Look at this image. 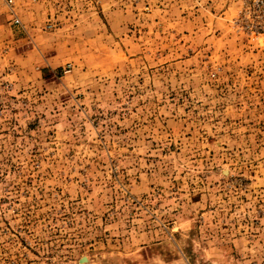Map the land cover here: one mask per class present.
Returning a JSON list of instances; mask_svg holds the SVG:
<instances>
[{
  "label": "rangeland",
  "instance_id": "rangeland-1",
  "mask_svg": "<svg viewBox=\"0 0 264 264\" xmlns=\"http://www.w3.org/2000/svg\"><path fill=\"white\" fill-rule=\"evenodd\" d=\"M264 0H0V264H264Z\"/></svg>",
  "mask_w": 264,
  "mask_h": 264
},
{
  "label": "built area",
  "instance_id": "built-area-1",
  "mask_svg": "<svg viewBox=\"0 0 264 264\" xmlns=\"http://www.w3.org/2000/svg\"><path fill=\"white\" fill-rule=\"evenodd\" d=\"M5 1L10 7H11V13L14 15L13 21L15 23H21L20 18L17 16L15 10L13 9V6L15 4V0H3ZM260 7V10H264V1H255L254 6Z\"/></svg>",
  "mask_w": 264,
  "mask_h": 264
}]
</instances>
